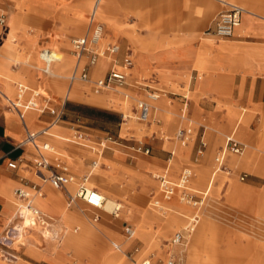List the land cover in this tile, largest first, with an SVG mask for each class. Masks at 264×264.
<instances>
[{
	"label": "crops",
	"instance_id": "0c3cea01",
	"mask_svg": "<svg viewBox=\"0 0 264 264\" xmlns=\"http://www.w3.org/2000/svg\"><path fill=\"white\" fill-rule=\"evenodd\" d=\"M2 1L9 5L8 8L2 6ZM28 1L36 5L39 9V14L49 13L51 9L55 13V28L52 27L46 31L48 35L53 37L54 40L51 41L54 43L55 48L52 49L49 47L48 44L51 41L49 42L48 40L44 41L46 45H43L41 48L53 50L56 54V59L49 64L47 73L41 71L43 62L39 58L38 66L30 65V62H34V60H32L28 53H24L22 48L25 46L23 39L18 40L16 37V30L18 26L23 24L22 18L25 12H10L11 9H16L13 1L0 0V7L5 15V22L0 28V78H2V82H0V234L10 221L14 222L15 219L22 217L20 214L22 213L21 208H19L20 203H16L13 196L14 189L24 187L29 192H32L30 186L36 185L40 190L36 194L40 197V204L38 205L44 208L43 204H46L52 208H56L62 203L61 190L70 192V186H74L70 184L66 188V184L62 189H55L47 181L41 180L40 182L37 180L33 173L34 167L32 163L35 157L43 156L49 162L58 161L66 167L71 168L76 175L83 171L84 160L82 159V155L79 151L75 155V152H73L75 149L68 146L69 144L63 145L62 151L54 148L36 151L29 144H20L25 131L43 130L38 135L37 141H45L49 146L47 138L51 136H49L48 132H51L53 127L56 128L58 134H62L64 137L67 136L68 130L83 131L86 133H92V131L103 132L105 134L104 137H106L110 136L107 133L110 131L108 125L110 123L118 125L117 121L121 112L108 103L106 96L91 97L85 93H82L83 97H81L82 95L78 96L79 88L76 82L78 79L69 81L68 76L72 72L77 75L82 66H85L88 79L87 81H79L87 83L92 94L96 93L93 81L105 76L107 71L112 68L124 72L125 83L121 89H128L139 95L142 94V97L143 92L147 89L158 91L160 93L159 99L154 104L151 103L152 108L149 113V117L153 115V118L156 115L159 117H163L164 115L166 102L163 98L164 94L161 91L170 94L173 99L182 100L183 98L184 101H181V111H185L188 98L185 96L180 97V93L175 91H182L183 88L187 87L186 89L191 94V97L188 99L190 103V117L194 120L201 119L214 132L208 149H205L209 152L216 149L214 151L216 153L221 147V145H218L220 135L223 131L232 127V130L228 134L232 133V135H235L245 144V148L243 145L244 151L243 149V152L241 151L242 154L241 152L239 153L240 155L237 154V163L239 165L236 164L233 167L238 168L239 166L248 169L250 172L255 171L256 173L253 172L254 174L264 179V156L260 160L254 158L255 149H261L259 151L264 152V121L263 119H261L263 122L260 121L262 109L264 108V0H114L112 1L113 6L111 5V12L107 13V16H102V12L103 9L109 8L108 0ZM239 4L243 5L244 8ZM228 5H236L244 10L240 15L239 24L233 29L230 37L212 40L211 37L214 36L205 31H207V28L211 29L216 15L220 11L225 10ZM5 11H8L7 18ZM83 22L86 23V27L80 36L84 37L90 34L91 28L95 23L102 25L99 43L106 41L107 43L105 45H114L110 62H105L103 57L100 56L96 59L95 63L88 64L86 54L77 58L70 50L72 55L70 56L67 52L68 47L65 43L66 41L58 40L61 35L65 37L69 33L81 30V26L84 24ZM26 30L25 32L28 36H33L34 43L37 47V40L40 37V33L34 35ZM125 43L128 44L125 45ZM105 45L100 48L104 49ZM128 45L134 48H130ZM59 48L66 53L65 57L67 58L68 65L64 70L69 67L71 58H74L72 67L67 75L68 85L65 87L63 94L69 98V109H65V111L70 114H63V101L59 107H54L48 102L54 109H61V118L54 124H50L51 116L47 112L39 113L29 109L24 111L22 118H19L15 110L4 108L6 106L2 103V99L12 94V97L8 96V98H14L18 85H23L27 88L22 97L23 101L30 97V90H36L38 92V96L35 97L38 105L43 104L44 98H47L48 101L52 100L51 97L53 99H59L61 89L56 85L57 83L52 82L50 78L46 77L51 72L54 74L53 65L58 58V52L55 49ZM9 61H13L14 64L19 65L18 69L11 68L8 63ZM125 61L129 62V64H126ZM64 62V57L60 56V71L63 70L62 66ZM21 64L27 65L22 66ZM14 71L17 74L13 73ZM12 83L14 84L13 86L11 85ZM5 85L11 86L12 91L9 94L4 90ZM113 89L116 90V88ZM261 96H263V99ZM217 102L223 106H228L227 110L223 107H216ZM237 104L244 106L245 112L251 114V119L255 115H259L253 130L249 128L251 119L243 129V137L247 141H242L235 134L237 129H239L241 120L239 119L236 122V126H232L235 115L237 114ZM80 110H84L89 114L83 115ZM260 122H262V125H259ZM258 125L259 128L256 133L252 134ZM198 127L204 132V124H199ZM122 130V127L117 128L116 135L118 137L123 133ZM155 137L151 139L152 145L162 148L163 143ZM68 140V142L78 144L74 140ZM107 142L113 143L114 139L111 138ZM103 147L106 146L104 145ZM102 148H100L98 153L93 151L94 156L98 154L101 157ZM179 153L187 161H190V153L188 150L179 149ZM194 156L195 152L193 151ZM10 160H15V168H9L7 166V162ZM92 161L94 160L91 159L89 161L90 169L86 172V177L95 168V165H92ZM96 163L98 164L97 161ZM182 163L185 164L184 162ZM226 163L228 166L227 161ZM191 166L199 171L201 169L209 170L208 161L197 164V167L192 162ZM68 168L67 174H70ZM186 168L191 170L189 167ZM217 172L219 173L217 174ZM217 172L213 168L207 187L201 192V201L210 189L213 195H215L216 192L219 194L223 192L222 189L224 186L225 188L227 187L228 184H226L225 177L220 174V172H227ZM163 173L168 174L167 170ZM229 183L230 186L225 189L224 199L229 201L227 197H234V200L237 202L236 207L251 213L253 220L259 224L260 228L264 229V188L256 189L253 187L238 186L232 182ZM213 186H215L214 189H212ZM175 195L176 189L172 199ZM66 206H68L67 203ZM164 206L167 212V220L165 222L170 221L172 226L164 233L160 231L161 235H165L167 231L171 230L181 220L176 206ZM63 210L65 211L67 209L63 207ZM40 211L43 213L44 210ZM80 211L86 216L89 215L87 213L88 208ZM203 215L206 217V222L215 223L204 213ZM194 217L197 218L198 215L194 214ZM51 219L54 221L51 223L52 227L55 230H59L62 227L60 218L57 217L55 220L51 217ZM81 222L77 226L85 230V236L91 235L89 237H92L95 246L91 249L89 244L85 242L89 241V238L82 240L78 237H70L65 242L67 248L72 249L80 255L97 258L98 264H115L114 254H106L104 252L108 246L98 236L97 231L103 232V230L98 228L96 224L92 223L90 225L83 220ZM20 225L14 224V227H18L19 230ZM93 230H95V233H93ZM9 233L10 231L7 229L0 237V241H8ZM215 233L210 230V226L207 223H199L196 231L194 233L192 231L191 236L188 234L185 241V244H187H184L185 247L177 249L178 253L181 251V254L179 253L180 261L178 263L176 262V264H195L198 261L196 255H198L201 249L204 250L203 244L208 243V240L212 236L214 237ZM28 236L27 234L20 235L19 237L21 238H19V241L26 240V238H29ZM100 246H102V251L95 253L98 252L97 249ZM168 251L172 252L168 246L166 249H162V257H166ZM172 253L178 257L177 252ZM262 253L264 255V241L258 251L254 253L252 259H255L257 255ZM23 255V257L16 256L13 264L15 262H19L16 264H61L50 258L46 260L42 258L35 259L24 253ZM151 256L153 260H150V264H160L162 261V258L159 260L158 258L154 259V252ZM256 259H260L257 262L261 261L264 264V258L261 259L259 257Z\"/></svg>",
	"mask_w": 264,
	"mask_h": 264
},
{
	"label": "rangeland",
	"instance_id": "374dc122",
	"mask_svg": "<svg viewBox=\"0 0 264 264\" xmlns=\"http://www.w3.org/2000/svg\"><path fill=\"white\" fill-rule=\"evenodd\" d=\"M12 1L15 4L16 9H11L10 12H25V14H23L24 17L22 18L23 24L18 26L16 30V37L18 40L23 39L25 45L22 47L23 51L24 53H28L32 60H34V62H30V65L32 64V66L36 67L38 66V51L41 47H43V45H46L44 41L48 40L50 42L51 40H54L53 37L48 35L46 31L50 30L52 27L55 28V13L51 9L49 10V13L39 14V9L36 5L28 0ZM112 1L114 0H108L109 8L107 7L105 10L103 9L102 16H107L106 14L111 12V5L113 6ZM2 6L4 8H8L9 5L2 1ZM241 7L244 8L243 5H241ZM7 12L8 11H5L6 18ZM85 27L86 23L81 26V30L79 31L69 33L65 37L62 35V37L59 36L58 40L60 39L66 41L65 43L68 47L67 52L70 56H72L70 51V40L74 37L82 35ZM25 30L34 35L40 33V37L37 40V47L34 43L33 36H28ZM208 30L209 28H207V31ZM211 39L218 40L216 37H211ZM52 43L53 42L51 41L48 45L54 49L55 46L54 43ZM106 43V41H103L98 45L102 48ZM127 44L125 43V45ZM128 46L130 48H134L133 46ZM55 51L58 52V58L53 65L54 74L49 73L46 77L50 78L52 82L57 83L56 85L61 89V91L59 99H53V97H51L52 100H50L49 103L54 107H59L63 101V114L68 115L70 113L65 111V109H69V98L65 97L63 94L65 92V87L68 85L67 75L72 67L74 58H71L72 60L69 67L64 70V68L68 65L67 58L65 57L66 53L63 52L61 48L55 49ZM60 56L65 59L62 71L59 70ZM8 63L11 68L15 70L18 69L19 65L14 64L13 61H9ZM21 65L25 66L27 64ZM7 70L9 69L7 68ZM15 72L16 71L13 73ZM0 82H2V78H0ZM76 82L79 88L78 96H81L82 93L87 94V96L90 95L91 97H100V95L106 96L108 103L116 110L126 114V117L124 119L119 117L117 121L118 125L115 123H110L108 125L110 131L107 133L114 139V142H106L104 144L106 147L102 148L101 157L98 154H95L94 156L93 151L97 153L100 151V147L97 145V142L104 138L105 134L103 132L92 131V133H86L83 131L78 132L68 130L67 136L64 137L62 134H58L56 132V128L53 127L51 132H48L49 136H51L50 138H47L50 146L49 148L62 151L63 145L69 144L68 146L75 149V151H73L75 152V155L77 154V151H79L82 155V159L84 160L82 172L76 175L73 173L71 168H68L67 166L70 172L69 175H72V181L75 182V187L70 186L69 188L70 193H74L78 185L84 182V185L88 187H95L100 193L111 197L115 201L117 200L116 202L122 203L124 206L119 210V215L117 217H113L111 214L101 209H96L86 205L80 198H75L72 202H69L68 194L61 190V205H59V207L52 208L43 204V208L38 205L40 204V197L33 193L31 196L33 198L32 202L37 209L42 211L44 210V220L42 222L35 221L32 224L30 223L32 228H25L29 231L27 234L29 235V238L26 240L20 239L21 241L17 240L19 232L17 234L16 230H18V227H14V222L10 221L0 234L1 237L8 229L10 231L8 234V241H11H0V263L13 264L15 257H23L24 253L35 259L42 258L46 260L47 258H50L61 264H98L97 258L75 253L72 249L67 248L65 244L68 238L77 233L78 238H81L82 240L89 238V241L85 242L89 244L91 249L95 246L94 240H92V237H89L91 235L85 236V230L77 226L82 223V220L90 225H92V223L96 224L98 225V228L103 230V232L97 231L98 236L101 237L108 246L104 252H106V254H114L115 264H136L141 258L150 256L153 252L155 253L154 259L158 258L159 260L162 258L161 260H163L165 256L162 257L161 255L162 249H166L167 246L172 249V247L166 242L168 237L173 231L183 229L182 226L186 225L189 217L197 214L198 217L194 219L191 234L192 231L193 233L196 231V227H198L199 223H207V225L210 226V230L216 233L214 237L212 236L208 240V243L203 244L204 250L201 249V251L198 252V255H196L198 261H196L195 264H262L261 261L257 262L260 259L256 258H264L263 253L257 255L255 259H252V256L256 251H258L264 241V229L260 228L259 224L253 220L251 213L236 207L237 202L234 200V197H227L229 201L224 199L225 189L230 186L229 182L236 183L238 186L253 187L256 189L264 188V179L260 178L257 174H254L253 172L255 171L250 172L248 169L239 166L238 168L233 167L238 164L237 154H227L225 157L229 167L226 165L227 163L225 161V170H227V173L220 172V174L225 177L226 184L228 185L226 188L224 186L222 189L223 192H221L222 194L216 192V194L213 195L210 189L200 203H196V205H192L191 203L192 200L198 202V200L202 199L201 192L206 189L210 174L214 168L213 156L216 149L211 152L207 150L208 145L211 142V138L214 135V132L209 129V125L203 123L201 119L194 120L189 115L190 103L188 99L191 97V94L188 89H186L187 87L183 88L182 91H175L180 93V97L185 96L188 98L185 111H181V101H184L183 98L182 100L173 99L170 94L161 91L164 94L163 98L166 102V112L164 111L163 117L156 115L153 118V115H151L147 122H140L134 117L132 105L134 103V99L142 97V94H135L128 89L123 90L121 88H116V90L113 88L97 89L96 93L92 94L87 83L80 82L79 80ZM11 85L13 86L14 84L12 83ZM129 86L131 87V85ZM4 90L8 94L12 91L10 85H5ZM123 92L129 94L130 98L123 100V98H121V94ZM12 95H7V97H12ZM81 97H83V95ZM261 98L263 99V96H261ZM2 103L5 105L4 99H2ZM216 107L226 108L225 110L228 108V106H223L218 102ZM80 111L83 115L89 114L84 110ZM236 112L237 114L235 115L232 126H236V122L239 119L241 121L239 123V129H237L235 134L242 141H247L243 137V129L245 128V125L249 123L251 114L245 112L242 104H237ZM258 118L259 115H255L254 118L251 119L249 128L252 130L255 128ZM261 119L264 121V108L262 109L260 121H262ZM262 122H260L259 125ZM199 124L205 125L204 132L199 129ZM129 125L132 128H130ZM259 125L252 134L256 133ZM119 127H122L123 133H121L118 137L116 132ZM178 128L189 129L188 140L183 145L175 137V131ZM231 128L232 127L222 132L219 137L218 145L223 144V138L232 130ZM76 134H81V138H76ZM233 136L238 142L243 144L235 135ZM66 137L78 142V144L68 142L69 140ZM153 137L159 139L163 143L162 148L154 147L152 145L151 139ZM200 138L205 142V148L207 149L204 148L205 151L203 150L200 156H196L195 154L193 157V151L195 152L198 147ZM137 145L148 147V153L143 154L139 151H134L133 149H135ZM179 149L189 151V160L191 162L187 161L179 153ZM259 150L261 149H255L254 158H258L260 160L264 156V152H260ZM91 159L97 161L98 164H95V168H93V172L91 171L87 181H83L82 177L86 175V172L90 169L89 161ZM206 161L209 163V170L201 169L199 171L195 167L191 166L192 162H194V165L197 167V164H201ZM186 167H189L192 170V177L185 186V191L191 195L190 201H180V192L183 190H181V187L178 185H176L175 197L169 201L164 199L160 194L156 175L160 176L165 170H167L168 174H166V178L176 183L178 181L177 178L180 171ZM218 173L219 172H217V174ZM243 174L245 176L240 179L239 175ZM66 188H68V185ZM214 188L215 186L212 187V189ZM66 203L68 206H66ZM164 205L167 207L176 206L181 220L177 222L171 230L167 231L165 235H161L160 231L164 233L172 226L170 221L165 222L167 220V212L165 211ZM63 207L70 213L67 210L64 211ZM85 208H88L87 213L89 215L87 216L80 211L81 209L85 210ZM203 213L215 223L206 222V217H204ZM94 215H97V220L92 219ZM51 217L54 219H57V217L60 218L64 234L61 232V228V231H59L52 227L51 223L54 221ZM124 223H129L132 226L133 234L129 238L123 237L122 235V225ZM34 228L38 230H32ZM93 233H95V230H93ZM43 236L47 239H43ZM30 241L32 243H29ZM38 242L39 245H37ZM112 244H115V247H113ZM101 247L102 246L98 247V252L95 253L102 251ZM134 248L137 250L136 252L133 251ZM178 248L180 247H177V249ZM172 251L175 252L174 250ZM179 253L181 254V251H179ZM10 254L13 255V257ZM16 263L19 262H15V264Z\"/></svg>",
	"mask_w": 264,
	"mask_h": 264
},
{
	"label": "built area",
	"instance_id": "2783aa9c",
	"mask_svg": "<svg viewBox=\"0 0 264 264\" xmlns=\"http://www.w3.org/2000/svg\"><path fill=\"white\" fill-rule=\"evenodd\" d=\"M243 9L236 5H228L227 8L223 11H220L214 21L209 32L211 35L216 37L217 39H224L231 36L233 29L239 24L240 15L243 13ZM5 22V15L3 10L0 7V28ZM102 33V25L100 23H95L90 31V34L87 37L79 36L74 37L70 40L71 51L75 55V57H80L83 54H86L87 63L93 64L95 63L98 57H103L105 62L111 61V54L114 49V45H105L104 49H101L98 44L101 38ZM55 53L47 48H41L38 51V58L43 62V67L41 71L44 73L48 72L49 64L54 60ZM126 64L129 62L125 61ZM69 81H73L75 79L81 81H87V75L85 66H82L79 70V73L76 75L75 73H71L68 76ZM125 83V75L124 72L118 71L114 68L109 69L105 76L100 77L93 81L94 88L97 89H106V88H122ZM27 88L23 85H18L16 87L14 98L4 97L5 106L9 110H15L18 117L22 118L24 111L26 110H35L39 113L47 112L51 116L50 124L56 123L61 118V109L56 110L49 105L48 99H45L43 104L38 105L35 101V97L38 96V92L36 90H30V97L23 101L22 97ZM159 92L155 90H145L143 92L142 98L134 99L133 103V113L136 120L140 122H146L149 118V113L152 108V102L155 101ZM122 98L129 99L130 96L127 93H122ZM126 114L120 113V117L124 119ZM43 130L40 131H25L20 144H29L36 151H44L48 150V143L45 141H37V137ZM189 129L178 128L175 131V137L180 141L183 145L188 140L189 137ZM76 138H81V134H76ZM110 136H106L97 142V145L102 148L107 141H110ZM205 148V142L199 139V145L195 150L196 156H200ZM243 149V144L238 142L232 133L227 134L223 138V144L218 149V151L213 156V164L214 170L222 169L224 167V158L227 154H239ZM134 151H139L143 154L148 153V147H143L141 145H137ZM34 167V175L37 174L40 177V180L47 181V183L55 188L62 189L64 185L71 181L72 176L67 174V167L58 162H49L43 156H37L32 160ZM92 165H95V162L92 161ZM7 166L9 168H15L16 163L15 160H10L7 162ZM87 175L83 176L82 180L84 181ZM245 175H239V178L242 179ZM158 179V188L160 194L164 199H168L173 191V183H171L165 176L160 175L156 177ZM188 178V172L183 169L180 171L178 175V181L181 185L180 192V200L190 201L191 195H189L185 190L184 186ZM30 189L33 192H37L39 187L36 185H31ZM76 197L80 198L85 204L100 207V204L103 202V196L99 191H97L93 187H86L84 183H80L76 190ZM13 196L16 203H22L29 210L28 216L32 221H42V215L40 212L32 205L30 200L29 191L24 187H19L14 189ZM69 202H72V198L68 195ZM201 200L191 201L192 205H196V203H200ZM120 208L119 206H115L110 214L113 217H116ZM92 219L97 220V216L94 215ZM194 215L190 216L187 220L185 227L181 230H175L166 240L169 246L180 245L190 233L192 226L194 225ZM133 234L132 226L129 223H124L122 225V235L123 237L129 238ZM115 247V244H112ZM134 252L137 250L134 248ZM11 255V254H10ZM13 257V255H11ZM137 264H150L148 258H141ZM160 264H176V258L174 254L168 251L166 257L160 262Z\"/></svg>",
	"mask_w": 264,
	"mask_h": 264
},
{
	"label": "bare ground",
	"instance_id": "6f19581e",
	"mask_svg": "<svg viewBox=\"0 0 264 264\" xmlns=\"http://www.w3.org/2000/svg\"><path fill=\"white\" fill-rule=\"evenodd\" d=\"M99 3V2H98ZM97 6H98V4H97ZM97 6H96V10H97ZM96 10H95V13H96ZM53 51V50H52ZM54 52V51H53ZM55 53V52H54ZM55 59H56V54H55V56H54V60H53V62L55 61ZM52 73V72H51ZM111 89V88H110ZM159 99V96H158V98L155 100V101H153L152 102V104H154V102H156L157 100ZM243 143V142H242ZM243 145H244V148H245V144L243 143ZM244 148H243V151H244ZM242 151V152H243ZM242 152H241V154H242ZM226 157V156H225ZM225 161H226V158H224V167L222 168V169H218V170H214L215 172H217V171H226L227 172V170H225ZM95 164H96V161H95ZM185 170L188 172V178H187V181H186V183H185V185L184 186H186L187 184H188V182H189V179H190V176H191V170L190 169H187V168H185ZM93 172V171H92ZM166 174L167 173H162V175L163 176H165L166 177ZM35 176V178L37 179V180H39L40 182H41V180H40V177H39V175H37V174H35L34 175ZM158 175H156V177H157ZM83 178V177H82ZM87 179H88V177H86L85 178V180L84 181H87ZM73 180V177L71 178V182H69V183H67V185H70V184H73L74 186H75V182L74 181H72ZM169 180V179H168ZM171 183H173V191H172V194L170 195V197L167 199V200H170V199H172V197H173V195H174V193H175V189H176V185H178L179 187H181V185H180V183H179V181H177L176 183H174L173 181H171V180H169ZM84 183V182H83ZM86 186V185H85ZM86 187H88V186H86ZM77 190V189H76ZM40 192V190H38L37 192H29V195H30V200H31V203H32V205L34 206V204H33V198L31 197L32 196V194L34 193V194H37V193H39ZM71 198H72V201L75 199V198H77L76 197V191L74 192V193H70V192H66ZM101 195L103 196V202L100 204V207H93V206H91V207H93V208H96V209H103L104 211H106V212H111L112 211V209L115 207V206H119V208L121 209V207H123L124 205L122 204V203H118V202H116V201H114V200H112L110 197H106V196H104L102 193H101ZM32 198V199H31ZM180 201H184V200H180ZM123 202V201H122ZM68 205V204H67ZM87 205V204H86ZM88 206H90V205H88ZM35 207V206H34ZM19 208H21V212L22 213H20L21 215H22V217H20V218H17V219H15L14 220V224L15 225H19V224H21L20 226H19V231L18 230H16V232H17V234H18V232H19V235H18V237H17V240H19V238H21V237H19L20 235H22V234H28V230L27 229H25V228H29V227H31V224L34 222V221H32L31 219H30V217L28 216V214H29V210H28V208H26L22 203H20L19 204ZM36 208V207H35ZM37 209V208H36ZM39 212H40V214L42 215V221L44 220V214L39 210V209H37ZM82 210V209H81ZM119 215V213L117 214V216ZM116 216V217H117ZM95 220V219H94ZM42 221H40V222H42ZM31 223V224H30ZM169 227V226H168ZM185 226H183L182 228H184ZM32 228V227H31ZM30 228V229H31ZM61 229H62V231L61 232H63V234H64V229L61 227ZM32 230H34V231H37L38 229H32ZM60 230V229H59ZM15 232V231H14ZM42 235V234H41ZM49 235V234H48ZM189 235H191V230H190V233H189ZM26 236V235H25ZM63 237V236H62ZM72 237H78L77 236V233L76 234H74ZM188 237V236H187ZM186 237V238H187ZM12 238V237H11ZM14 238V237H13ZM43 239H47V238H45L44 236L42 237ZM27 239V238H26ZM16 240V241H17ZM41 240V239H40ZM32 241V240H31ZM185 241H186V239L180 244V245H176V246H171L172 247V249H171V251L172 250H174L175 252H177V255H178V257L176 256V255H174L175 256V258H176V262L178 263V261H180V254L178 253V250H177V247H180V246H183L184 244H185ZM18 242V241H17ZM32 243V242H31ZM42 243H43V240H42ZM187 244V243H186ZM185 244V245H186ZM37 245H39V242H38V244ZM46 245V244H45ZM185 245L183 246V247H180V248H184L185 247ZM41 246V245H40ZM173 252V251H172ZM147 258L149 259V261L152 259V256L150 255V256H147ZM153 260V259H152Z\"/></svg>",
	"mask_w": 264,
	"mask_h": 264
}]
</instances>
